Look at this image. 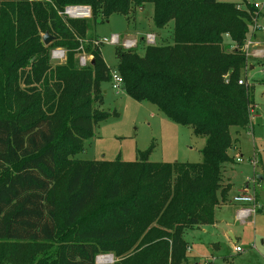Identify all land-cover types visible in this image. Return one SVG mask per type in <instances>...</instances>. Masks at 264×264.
Wrapping results in <instances>:
<instances>
[{"label":"trees","instance_id":"1","mask_svg":"<svg viewBox=\"0 0 264 264\" xmlns=\"http://www.w3.org/2000/svg\"><path fill=\"white\" fill-rule=\"evenodd\" d=\"M147 4L157 29L174 24L173 44L148 45L142 55L119 48L115 71L132 99L206 138L203 160L152 163L151 150L131 163L75 159L111 116L100 106L112 70L86 33L98 17ZM73 6H90L91 18L65 20L60 13ZM251 20L217 0H0V264H97L136 243L140 250L120 264L186 262L184 231L214 224L218 195L226 201L231 129L251 124L250 86L241 79ZM45 34L53 38L47 46ZM224 35L236 51L223 49ZM53 48L66 50L65 63L51 64ZM80 53L93 62L78 67ZM88 211L97 214L85 223Z\"/></svg>","mask_w":264,"mask_h":264},{"label":"rangeland","instance_id":"2","mask_svg":"<svg viewBox=\"0 0 264 264\" xmlns=\"http://www.w3.org/2000/svg\"><path fill=\"white\" fill-rule=\"evenodd\" d=\"M217 1L238 4V8L252 19L248 23V33L242 47L247 62L241 79L250 86L253 112L249 127L231 129L233 146L229 155L234 158V163L223 168L221 185L228 191L226 201L218 195L220 205L214 209V224L184 231L187 261L182 264H264V7H255V4L264 6V0ZM248 6H253L255 10ZM87 7L91 9L90 6ZM153 14V5L147 4L142 9H132L129 16L113 14L108 20L98 17L96 25L91 26L86 33V39L93 41L114 35L120 38V46L105 44L101 47L106 65L112 71L116 70L118 49L125 50L123 44L126 41L136 42L131 50L140 55L148 45L173 44L174 24L171 22L164 29H157ZM148 36H153L154 42L148 43ZM223 39V49L226 52L232 53L238 49L228 35H224ZM56 51H62L64 56L54 57L53 53ZM85 55L89 59L92 57L88 53ZM75 58L78 67L83 68L79 63V54ZM91 60L93 61V57ZM66 61L65 49H50V62L53 66ZM5 70V66L0 64V90L4 86ZM101 90L103 102L100 109L111 116L98 123L93 137L85 142L83 151L75 159L107 162L120 159L131 163L137 160L138 152L151 150L148 160L152 163L202 162V151L207 141L205 137L196 135L191 127L176 124L155 105L137 102L123 88L113 90L111 82L103 83ZM1 98L0 93V100ZM3 111L0 101V115ZM239 158L241 162L238 161ZM65 179L66 177L62 178L58 183V193L55 196L57 202L59 193L64 189ZM98 181L102 186V178ZM241 193L256 198V204L251 206L254 211L245 219L239 218L238 211L241 208L233 201ZM229 200L231 204L227 203ZM94 214L97 213L86 212L85 223L90 222ZM61 234L59 229L58 237ZM235 248H240L241 252H236ZM138 250L140 249L136 243L123 256L106 254L105 256H109L108 261H100L97 257L96 263L120 264Z\"/></svg>","mask_w":264,"mask_h":264},{"label":"built area","instance_id":"3","mask_svg":"<svg viewBox=\"0 0 264 264\" xmlns=\"http://www.w3.org/2000/svg\"><path fill=\"white\" fill-rule=\"evenodd\" d=\"M256 8L259 7H264L262 5L259 4H255ZM60 15L64 18V19H90L91 18V9L87 6H73V7H67L65 8L64 12L60 13ZM264 31V28H262ZM148 43L150 42H154V37L153 36H148L147 37ZM92 43L95 46H103L105 44H112V45H117L120 46V38L118 36H111V38H104V39H95L92 41ZM249 46L251 45V43H248ZM136 46V42H132V41H126L123 44V48L125 50H131ZM248 48V47H247ZM61 55L64 56V53H62V51H56L53 53L54 57ZM92 58V57H91ZM91 58H87L85 53H80L79 54V63L81 66L85 67L89 64H91L93 61L91 60ZM111 84H112V88L113 90H118L120 88H123V79L122 77L119 75V73L115 70H113L111 72ZM239 84H242V81L239 82ZM238 161L241 162L240 158L238 159ZM233 201L240 205V206H249V207H243L240 209V211L238 212L239 218L240 219H245L247 218L250 213L252 211H254V209H252V205L256 204V198L253 195L250 194H238L236 197H234ZM236 252H241L240 248H235ZM108 257L109 256H99L98 260L100 261H108ZM105 258V259H103Z\"/></svg>","mask_w":264,"mask_h":264},{"label":"water","instance_id":"4","mask_svg":"<svg viewBox=\"0 0 264 264\" xmlns=\"http://www.w3.org/2000/svg\"><path fill=\"white\" fill-rule=\"evenodd\" d=\"M142 9V7H141ZM53 38L49 35V34H45L43 37V43L44 45H49L52 42ZM235 241V239L233 238V242Z\"/></svg>","mask_w":264,"mask_h":264},{"label":"crops","instance_id":"5","mask_svg":"<svg viewBox=\"0 0 264 264\" xmlns=\"http://www.w3.org/2000/svg\"><path fill=\"white\" fill-rule=\"evenodd\" d=\"M227 203H228V204H231V201L229 200ZM238 207L243 208V207H249V206H240V205H239ZM239 211H240V210H239ZM239 211H238V212H239Z\"/></svg>","mask_w":264,"mask_h":264}]
</instances>
